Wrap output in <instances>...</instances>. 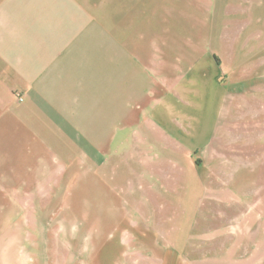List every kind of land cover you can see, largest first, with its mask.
<instances>
[{
	"label": "crops",
	"instance_id": "1",
	"mask_svg": "<svg viewBox=\"0 0 264 264\" xmlns=\"http://www.w3.org/2000/svg\"><path fill=\"white\" fill-rule=\"evenodd\" d=\"M117 1L123 7H117ZM144 1L0 0V193L52 191L46 188L50 176L62 175L83 161L95 166L91 175L96 176L120 130L138 122L133 114L140 103L133 105L132 99L149 107L166 89L179 96L183 80L187 85L181 91L190 98L188 109L195 108L198 114L206 110V117L216 112L210 122L218 121V130L208 143L220 145L219 152L240 153L243 165L231 172L251 178L243 189L235 190L239 198L230 206L237 213L231 222L224 220L235 226V232L226 228L221 233H236L240 242L227 256H240L237 264H264V121L259 122L264 119V51L260 40L253 38L256 42L249 48L241 42L235 56L219 62V54L212 52L218 38H213L210 25L217 0H155L161 14L170 9L168 3L179 1L205 16L209 25L183 28L188 39L184 48L176 46L174 34L170 39L168 26L158 24L154 30L148 25ZM236 1L239 6L240 0ZM241 1L245 4L237 16L252 20L255 10L264 7V0ZM166 56L176 59L170 63ZM208 95L219 99L211 110L213 106L205 102ZM155 109L164 112L166 123L183 112V107L174 110L175 106L154 105ZM229 122L235 124L240 140L249 134L252 143L228 149L221 133ZM190 125L188 133H195ZM216 171L212 174L221 176L229 169ZM225 198L223 205L228 206ZM1 201L2 209L14 206L8 198Z\"/></svg>",
	"mask_w": 264,
	"mask_h": 264
},
{
	"label": "rangeland",
	"instance_id": "2",
	"mask_svg": "<svg viewBox=\"0 0 264 264\" xmlns=\"http://www.w3.org/2000/svg\"><path fill=\"white\" fill-rule=\"evenodd\" d=\"M241 4L245 3H215L216 16L210 25L213 38H218L212 52L219 54V62L235 56L241 42L252 47L253 38H259L264 51V7L255 10L253 23L250 16H237ZM143 6L148 25L154 30L158 24L168 26L177 47H186L183 28L209 25L205 16L179 1L168 3L165 14L155 0H145ZM117 7H123V2L117 1ZM172 52H178L174 46ZM165 58L172 59L170 63L176 59ZM184 84L181 80L179 96L166 89L154 99L156 108L183 107L175 125L163 120L164 112L152 111L154 105L146 107L138 98L132 99L133 105L140 103L133 114L138 122L120 130L96 176L91 175L95 166L83 161L62 175L50 176L46 188L52 191L0 193V204L7 198L14 201L13 207L0 208V264H237L240 256H227L240 243L236 233L221 231L235 232V226L224 220L231 222L237 213L230 206L239 198L235 190L243 189L251 178L231 172L243 165L240 153L219 152L220 145L208 143L217 129L218 121L210 122L216 112L206 117V110L198 114L195 108L188 109L190 98L181 91ZM218 100V96L206 97V105L213 106L209 110ZM189 117L207 119L209 125ZM189 123L195 133H188ZM222 128L228 149L253 141L245 134L241 143L233 123ZM225 166L226 175L212 174Z\"/></svg>",
	"mask_w": 264,
	"mask_h": 264
},
{
	"label": "built area",
	"instance_id": "3",
	"mask_svg": "<svg viewBox=\"0 0 264 264\" xmlns=\"http://www.w3.org/2000/svg\"><path fill=\"white\" fill-rule=\"evenodd\" d=\"M19 99H20L21 101H23V100H24L22 97H19Z\"/></svg>",
	"mask_w": 264,
	"mask_h": 264
}]
</instances>
